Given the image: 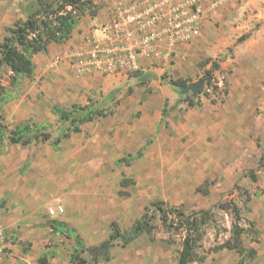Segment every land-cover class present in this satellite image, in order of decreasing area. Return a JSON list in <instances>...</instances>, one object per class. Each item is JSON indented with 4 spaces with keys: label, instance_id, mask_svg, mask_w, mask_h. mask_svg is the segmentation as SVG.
<instances>
[{
    "label": "rangeland",
    "instance_id": "374dc122",
    "mask_svg": "<svg viewBox=\"0 0 264 264\" xmlns=\"http://www.w3.org/2000/svg\"><path fill=\"white\" fill-rule=\"evenodd\" d=\"M95 1L99 9L105 7V0ZM32 2L0 0V41L3 28L23 19ZM81 21L91 26L88 19ZM68 49L69 57L72 47ZM56 53L36 54L32 75L14 86L9 69L0 66V114L6 126L0 155H22L20 166L28 160L25 182H32L30 189L38 185L45 190L48 199L42 211L31 205L13 225H0V264H38L41 252L50 264H76L69 260L73 239L52 226L66 217L70 226L78 220L84 245H97L112 221L127 231L154 200L186 214L211 211L213 219L203 225L196 249L205 258L202 264H238L237 253L219 247L230 235L232 216L216 206L236 204L240 225L253 221L258 229V242L242 235L243 245L256 249L255 258L245 264H264V0H223L217 18L202 28L190 50L178 52L173 66L101 74L84 86L78 78L87 74H75L68 59L64 62ZM212 61L219 64L214 76L220 86L226 84L227 94L213 104L201 96L200 106L188 107L169 79L196 78ZM72 104L114 114L87 122L73 138H62L55 150L51 142L69 123L57 120L50 109L70 110ZM18 108L26 114L19 115ZM23 121L33 128L29 134L44 131L50 139L20 147L9 143L5 135ZM142 145L141 157L116 163ZM122 176L135 183L121 187ZM199 186H207L208 193L197 191ZM59 206L61 213H49ZM8 212L4 206L3 217ZM147 212L154 214L151 235L142 234L125 246L117 240L109 260L93 261L82 251L85 264H177L181 235L168 231L152 207Z\"/></svg>",
    "mask_w": 264,
    "mask_h": 264
},
{
    "label": "trees",
    "instance_id": "16d2710c",
    "mask_svg": "<svg viewBox=\"0 0 264 264\" xmlns=\"http://www.w3.org/2000/svg\"><path fill=\"white\" fill-rule=\"evenodd\" d=\"M99 6L95 0H33L23 19H16L11 25L5 26L4 35L0 41V66L9 69V82L16 85L24 77L29 78L34 69L33 57L41 52H46L52 43H65L84 16L95 18ZM210 61L204 60L203 65ZM219 69V64L212 61L211 67L204 69L196 78L177 76L169 79V83L182 97L188 107L201 105L200 97L215 103L227 94L226 84H218L214 72ZM2 90V89H1ZM51 110L57 114L58 120L68 121L69 125L63 134L52 141L53 147H57L62 138H67L70 133L80 131L79 125L100 117L111 115L113 110H92L88 104H72L70 110H64L52 106ZM164 116V109L161 117ZM0 114V134L3 136L6 126ZM31 124L24 122L12 128L5 135L9 143L27 145L33 140L46 141L50 139L48 132H34ZM6 133V132H5ZM142 148L133 154H127L119 158L116 163L128 164L133 159L139 158ZM131 178L121 177L119 185L127 187L134 184ZM197 191L207 194V186H199ZM120 195L126 194L119 190ZM153 212H157L159 220L168 231H174L181 235L180 248L177 255V264H202L204 257L197 256L196 249L204 235L203 225L213 219L209 209H201L197 212L186 214L178 207L164 208L160 200L150 202ZM149 206L145 207L142 215L134 221L127 231H122L118 224L112 221L109 225V234L106 239L97 245L85 246L82 238L74 228L66 222L60 221L52 229L73 239L75 243L74 252L69 254L70 262L85 264L86 260L80 255L82 251H88L93 261L109 260V250L117 240L122 246L128 245L132 240L142 234L151 235L154 230V214H148ZM219 209L227 210L232 216V225L229 237L219 246L232 250L239 256L238 264H245L256 256L255 248H246L243 245L242 235H252L251 239L258 242V229L253 221L247 227L240 225V211L236 204L226 201L216 204ZM166 210V211H165ZM38 264H50L46 252H41L37 258Z\"/></svg>",
    "mask_w": 264,
    "mask_h": 264
},
{
    "label": "built area",
    "instance_id": "2783aa9c",
    "mask_svg": "<svg viewBox=\"0 0 264 264\" xmlns=\"http://www.w3.org/2000/svg\"><path fill=\"white\" fill-rule=\"evenodd\" d=\"M223 0H105L107 20L97 26L100 38L86 35L70 52L77 75L131 72L173 66L180 51L201 36L217 18ZM49 213H61L60 206Z\"/></svg>",
    "mask_w": 264,
    "mask_h": 264
},
{
    "label": "crops",
    "instance_id": "0c3cea01",
    "mask_svg": "<svg viewBox=\"0 0 264 264\" xmlns=\"http://www.w3.org/2000/svg\"><path fill=\"white\" fill-rule=\"evenodd\" d=\"M85 18L88 19V22L91 24V26L84 27L82 24V21L79 22V24L76 26V28L72 32L71 37L65 43H61V44L52 43V44H50L48 47V52H50V54H53V53H56L58 51L55 54L56 57L60 56L61 60H64V62H66V60L68 59V54H69L68 48L71 46L72 50H73L76 47H79L81 42H82V36L84 34L85 35H87V34L93 35L96 39H99L100 34L97 30V26L100 25V23H103L104 21L107 20L106 7H104L103 9H99L98 14L95 18H90L89 16H84L82 19H85ZM91 27H92V29H91ZM45 63L46 62L44 61L43 65H42L43 68H44ZM100 77H101V73L98 71H94L90 74L80 76V78H78V79L81 81L82 84H84V86H88V85H90L89 84L90 81L96 80ZM17 111H18L19 115H25L26 114V110H24V109L18 108ZM50 112L54 113L51 109H50ZM113 114L114 113H112L111 115H107V116H112ZM107 116H104V117H107ZM97 119H94V120H97ZM160 119H161V114H160L157 122H159ZM57 120H58V118H57ZM94 120H91V121H94ZM91 121H87V122H91ZM23 122H25V121H23ZM87 122H84V123L79 125L80 131ZM110 122H111V120H110ZM21 123L17 124L16 126L20 125ZM112 125H115L114 120H113ZM15 127H13V128H15ZM115 127L118 128L120 126H115ZM80 131L72 132V133H70V135L68 137L71 139V138H73L74 134H77ZM123 140H124V138H121V141H123ZM61 141H62V139L60 140V142ZM59 143H58L57 147L55 148V147H53L52 142H51V146L53 147V149L56 150L59 146ZM13 144L18 145L17 147H20L19 145H21V146L29 145V144L22 145V144H18V143H13ZM143 146L144 145H142L140 147V148H142V152H143ZM140 148H138V149H140ZM128 154H133V153H128ZM23 160H24V157L22 155H19V154L16 155V153L4 155V156L0 155V225H4V224L6 226L13 225L14 223H16V219H18L19 216L22 214V213H20V211L23 212L27 207L31 208V205H33L32 207L34 209H36L37 211H42L43 207L46 204V201L48 200L47 197L45 196V195H47V192L46 193L44 192L45 190L40 189V188H35V187H38V185H36V186H34V188L30 189L32 182L31 183L25 182L24 175H23V169H24V167L28 166L29 161L28 160L24 161L22 166L18 165V162L23 161ZM4 206L8 208L9 212L3 217L2 213H3ZM66 219L67 220L63 221V222H66L69 227L74 228L76 230V232L82 238L81 235H83V234L81 232V226H80L81 222L78 220H76V221L71 220L70 224L71 223L72 224L70 226L69 225V219L67 217H66ZM13 220L15 222H12ZM106 238H104V239H106ZM104 239L100 240L99 242L103 241ZM82 240L84 242L83 238H82ZM27 243H28L27 245L30 246L29 242H27ZM262 253L264 254V248L262 249ZM258 255L261 256L259 251H258Z\"/></svg>",
    "mask_w": 264,
    "mask_h": 264
}]
</instances>
